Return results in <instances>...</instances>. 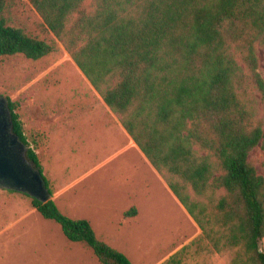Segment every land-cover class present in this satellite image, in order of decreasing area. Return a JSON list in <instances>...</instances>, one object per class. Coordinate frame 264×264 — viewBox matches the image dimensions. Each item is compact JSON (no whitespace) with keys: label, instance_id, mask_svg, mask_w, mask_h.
<instances>
[{"label":"trees","instance_id":"trees-1","mask_svg":"<svg viewBox=\"0 0 264 264\" xmlns=\"http://www.w3.org/2000/svg\"><path fill=\"white\" fill-rule=\"evenodd\" d=\"M47 29L121 118V124L231 264H264V177L249 162L264 142L251 90L264 94L258 46L264 47V0H29ZM94 1V4L90 2ZM0 0V57L39 60L54 45L11 26ZM13 132L42 175L50 199L34 208L72 242H84L99 264H132L98 238L88 219L65 215L6 97ZM224 190L216 206L195 199ZM14 191V190H10ZM26 194V193H24ZM137 209L125 213L133 217ZM200 236V237H201ZM184 246L163 264H186Z\"/></svg>","mask_w":264,"mask_h":264},{"label":"rangeland","instance_id":"rangeland-1","mask_svg":"<svg viewBox=\"0 0 264 264\" xmlns=\"http://www.w3.org/2000/svg\"><path fill=\"white\" fill-rule=\"evenodd\" d=\"M4 3L9 25L54 45L39 60L0 57V97L19 104L25 135L39 154L60 210L73 219H88L98 238L132 264H163L184 246L191 248L186 264H231L234 250L218 253L201 235L192 241L183 207L160 190L158 178L167 184L165 178L142 161L120 116L106 105L30 1ZM257 57L264 79L263 46H258ZM251 92L254 116L264 126V94ZM248 160L264 177V142ZM223 195L221 190L195 199L216 206ZM134 202L141 210L138 219L125 216L136 208ZM68 244L74 249L67 250ZM81 246L86 252L79 251ZM260 246L264 251V238ZM0 264L99 261L86 243L67 240L58 223L34 208L30 196L0 187Z\"/></svg>","mask_w":264,"mask_h":264},{"label":"water","instance_id":"water-1","mask_svg":"<svg viewBox=\"0 0 264 264\" xmlns=\"http://www.w3.org/2000/svg\"><path fill=\"white\" fill-rule=\"evenodd\" d=\"M12 127L8 102L6 98L0 97V187L47 202L51 197L45 181L40 172L29 164L23 146L19 147L18 152L11 150L18 145V137L12 133Z\"/></svg>","mask_w":264,"mask_h":264},{"label":"crops","instance_id":"crops-1","mask_svg":"<svg viewBox=\"0 0 264 264\" xmlns=\"http://www.w3.org/2000/svg\"><path fill=\"white\" fill-rule=\"evenodd\" d=\"M129 135V134H128ZM130 136V135H129ZM131 138V137H130ZM131 141H132V146H135V147H137L138 149H139V153L140 154H138V155H140V157H141V159H143L142 161L143 162H145V163H149V165L151 166V168H153L154 169V167L152 166V164L150 163V161L148 160V158L146 157V155L141 151V149L136 145V143L134 142V140L131 138ZM156 171V170H155ZM158 173V172H157ZM159 179V181H160V185H161V188H160V190L161 191H163V193H171L172 195H173V197L175 198V199H177L176 198V196L172 193V191H171V189L169 188V186L165 183L164 184V182H162L163 180H162V178H158ZM177 201L180 203V201L177 199ZM135 203V202H134ZM181 204V203H180ZM134 206L136 205V203L135 204H133ZM132 205V206H133ZM181 206L183 207V211H184V215L187 217V219H188V221H189V227H191L189 230H188V232H193V239H192V241L195 239V238H197V237H199L200 235H202L203 234V232H202V230H201V228L199 227V225L195 222V220L192 218V216L188 213V211L186 210V208L181 204ZM136 207V209L138 210V212H137V214L135 215V216H133L132 218L133 219H138L139 217H140V215H141V210H140V208L139 207H137V206H135ZM186 213V214H185ZM92 224V223H91ZM93 226V225H92ZM94 228V227H93ZM95 230V229H94ZM95 232H96V230H95ZM101 233L103 234V235H105L102 231H101ZM96 235H97V233H96ZM98 236V235H97ZM102 238H104V237H102ZM66 239L68 240V238L66 237ZM103 241H105V242H107L108 243V241H106L105 239H102ZM70 241V240H69ZM70 242H72V241H70ZM74 243V242H73ZM74 247L75 246H71L70 244H68V246H67V250H72V249H74ZM79 249V251H81V252H86V250L84 249V248H82V246H81V248H78ZM172 256V255H171Z\"/></svg>","mask_w":264,"mask_h":264},{"label":"flooded vegetation","instance_id":"flooded-vegetation-1","mask_svg":"<svg viewBox=\"0 0 264 264\" xmlns=\"http://www.w3.org/2000/svg\"><path fill=\"white\" fill-rule=\"evenodd\" d=\"M12 131V133L14 134V132H13V129L11 130ZM15 136H17V135H15ZM18 137V136H17ZM23 146L22 148H23V152H24V154H25V156H26V158H27V160H28V157H27V147L25 146V144L19 139V137H18V145L17 146H11L12 148H11V150H13V151H15V152H18L20 149H19V147L20 146ZM28 162H29V164H31L32 165V163L28 160ZM33 166V165H32ZM34 167V166H33Z\"/></svg>","mask_w":264,"mask_h":264}]
</instances>
